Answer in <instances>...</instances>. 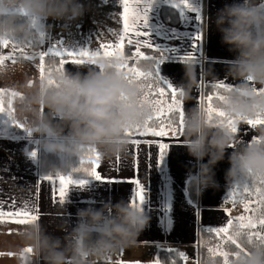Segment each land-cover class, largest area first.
<instances>
[{
    "label": "clouds",
    "instance_id": "1",
    "mask_svg": "<svg viewBox=\"0 0 264 264\" xmlns=\"http://www.w3.org/2000/svg\"><path fill=\"white\" fill-rule=\"evenodd\" d=\"M82 13L79 0H0V40L24 44L35 38L33 19L75 20ZM213 23L221 42L236 53L226 77L239 81L223 94L224 100L217 107L239 120L255 119L257 114L264 117V93L257 95L249 83L264 88V7L259 0H234L217 11ZM207 31L208 17L205 34ZM122 62L101 59L95 70L86 74L53 71L23 91L18 114L21 119L27 114L28 119L22 124L40 140L43 152L61 158L62 166L51 168L52 174H66L72 168L71 161H80L89 147L109 158L124 153L129 145L124 133L143 126L149 118L147 108L138 106L137 87L126 83L118 71ZM182 64L185 82L177 89L180 99L187 101L198 80L195 62ZM150 67L145 66V70ZM50 80L54 83L49 84ZM254 131V140L237 143L236 136L218 122H208L202 106L185 112L183 146L195 161V171H190L186 180L190 194L198 198L216 186L213 169L229 148L234 150L228 157L226 185L264 177V126ZM76 219L63 240L47 235L39 222L27 225L21 237L24 249L30 248L32 255H24L22 249L18 253L23 255L22 264H96L135 245L148 224L139 208L123 201L78 210ZM232 264H264V251L249 249L248 255H240Z\"/></svg>",
    "mask_w": 264,
    "mask_h": 264
},
{
    "label": "crops",
    "instance_id": "2",
    "mask_svg": "<svg viewBox=\"0 0 264 264\" xmlns=\"http://www.w3.org/2000/svg\"><path fill=\"white\" fill-rule=\"evenodd\" d=\"M233 2L234 0H191L192 5L201 11L203 25L196 23L193 14L185 13L182 19L179 11L173 9L166 0H156L148 14V30L154 45L160 48L177 49L175 54H169L161 66L163 78L177 88L185 82L184 67L177 57L188 52H192L195 57L194 67L198 83L191 98L187 101L182 100L185 112L196 106L204 107L203 103H198L203 96L204 84L224 82L234 87L239 83L226 77L227 66L235 59L236 53L230 51L228 46L221 42V35L213 23L217 11ZM259 2L264 3V0ZM79 3L83 7V13L75 20L55 21L49 18L37 21L40 30L45 33L43 48L38 51L47 50L51 44H62L68 49L93 50L96 46L94 41L99 36L94 33V30L101 35L111 34L113 39H117L113 33H119L122 30L119 16L122 6L119 0H79ZM207 17L208 31L205 34L204 24ZM92 23L95 24L93 28ZM79 28L86 34L88 31H93L89 33L92 40L86 41L84 37L80 38L82 41L79 40L76 36ZM66 29L69 33L68 39L65 40L63 35ZM197 31L202 32L203 39L194 51L191 47V37ZM109 43L111 42L107 41L106 45ZM126 45L125 41V48L129 46ZM130 47H133L134 52L135 45ZM141 51L149 56H159L158 52H153L151 49H141ZM132 62L133 60H130L128 63L132 64ZM94 68V65L68 64L71 73L85 72L86 74ZM256 86L259 87V85ZM8 87L9 89L5 92H17L12 87ZM2 118L4 123L1 125L4 126L0 129L4 130H0V198H2L0 204H11L14 201L22 206L28 203L36 209L38 216L36 222L42 225L47 235L63 240L65 235L75 227L78 210L88 207L98 209L104 203L114 205L120 201L130 204L133 185L126 182L127 180L139 179L145 186V203L141 206V211L148 218V224L138 236L135 245L121 250L117 255L98 260L96 264H117L118 261L120 264H155L162 250H180L186 256L194 257L195 264H199L200 232L206 228L222 226L227 219L241 216L242 204L224 203V198L233 186L226 185L225 181V174L229 168L228 157L234 150L232 148L226 150L224 159L213 169L216 186L204 190L198 198H190L186 187L189 172L195 171V161L183 146L184 137L168 135L152 138L169 145L167 155L158 166L157 145H152L151 148L148 145H141L143 151L138 154L132 151L133 146L128 145L124 153L117 155L120 158L119 163L117 156L109 158L101 155V166L98 171L105 178L115 179L117 182L105 183L86 179L87 183L82 189L70 186L65 203L62 205L58 201V196L55 202L53 200V186L46 181L38 180L40 177L38 175L39 139L26 137L25 133L12 125L6 117ZM241 126L242 131L238 133L236 139L246 144L252 140L254 133L248 130L247 125L241 123L239 127ZM4 127L7 129L5 130ZM33 143H37V148ZM236 147L238 148L239 144ZM32 151L37 153L35 161L27 156ZM203 162H207V157ZM225 209L229 213L227 216ZM29 224L31 223H14L7 217L0 221V264H22L23 255L14 258L13 253L18 254L24 249L21 234ZM62 226L63 230H61ZM24 255L31 256L32 253H24Z\"/></svg>",
    "mask_w": 264,
    "mask_h": 264
},
{
    "label": "snow or ice",
    "instance_id": "3",
    "mask_svg": "<svg viewBox=\"0 0 264 264\" xmlns=\"http://www.w3.org/2000/svg\"><path fill=\"white\" fill-rule=\"evenodd\" d=\"M156 0H119L122 6V11L119 13L122 30L119 33H113L117 37L114 42L107 45L101 43L97 50L83 49H68L62 44H51L47 50L33 51L29 54L26 49L42 45L45 41V33L40 30L37 21H31L35 29V38L24 44H20L15 40H0V68H3L5 61L16 63L17 57L15 53L20 54V58L25 61L38 60V71L40 80H44L46 76H50L53 71L62 72L65 65H95L98 60L120 59L123 62L119 65L120 71L125 82L130 85H135L138 89L137 103L141 108H147L150 113L149 118L144 121L143 126L127 130L124 135L129 138V145L133 146L134 153L143 151L141 145H157L159 148L158 157L156 159L157 166L168 153L169 145L166 142H161L158 139L169 135V131L174 137L183 136V121H184V104L180 99L181 93L169 81L162 77L161 66L165 63L169 54H175V48H160L154 45L149 32L148 14L152 9ZM173 9L179 11L180 17L183 19L185 13L193 14L197 24L203 25V18L199 8L194 7L191 0H166ZM264 7V3H261ZM176 39V37H172ZM203 39L201 31L191 37V47L195 51ZM125 41L127 45H135V51L132 53L138 59L132 63H128V58L124 54ZM9 48L11 51L9 52ZM141 49H151L153 52H158V57L146 55ZM7 53V54H5ZM46 58H58V65L55 68H50L47 65ZM180 62L193 61L195 57L192 52H188L183 56L177 57ZM140 61H152L154 71L145 72L140 67ZM54 81H49L53 84ZM253 91L259 95L264 93V88L257 87L254 82L249 81ZM205 89L211 88L214 91L211 93L205 92L198 103H203L206 118L209 123L214 119L234 136L242 131L239 127L241 123L247 125L249 130H254L258 126H264V117L257 114L255 119L239 120L228 116L218 107L214 106L213 101L223 102V93L232 91L233 87L224 82H214L212 84H204ZM5 95L16 97L17 93H5L0 90V116L6 117L12 125L17 129H21L27 136H31L24 125L14 118V110L12 108V100L8 99L7 107H5ZM23 98L22 96L20 97ZM167 98V99H165ZM254 140V137L252 138ZM241 143V140H237ZM28 158L35 161L37 153L32 151L27 154ZM151 156V152H149ZM119 156L117 162L119 163ZM135 163V157H134ZM101 166V154L92 147L84 150V156L79 162V166L73 169V173L82 174L83 176L91 177L97 181L105 183H115L117 180L105 178L98 171ZM40 182H48L53 186V200L57 199L60 204H64L70 186H75L82 189L87 183L84 179H74L72 174H47L42 175L38 179ZM126 182L133 185V195L130 205L139 208L145 203V186L139 179H130ZM239 198V199H238ZM2 199V198H0ZM224 203L235 205L240 203L243 205L247 215L237 216L227 219L226 223L218 227H210L204 229L205 232L213 234L222 243L215 248H209V253L216 257L223 258V264H232L230 257L238 258L240 255H248L249 249L264 251V177H256L245 180L238 185H233L224 198ZM167 211V206L165 207ZM228 210L225 209L227 216ZM7 217L14 223L28 224L38 220L36 209L28 203L22 206L17 205L14 201L11 204H0V221ZM224 245L234 246L235 251H227ZM248 246V247H246ZM24 253H31L30 248H25ZM171 251V250H170ZM181 260H187L188 257L183 252L177 253ZM117 264H120L118 261ZM155 264H161L157 259ZM173 264H176L173 260Z\"/></svg>",
    "mask_w": 264,
    "mask_h": 264
},
{
    "label": "trees",
    "instance_id": "4",
    "mask_svg": "<svg viewBox=\"0 0 264 264\" xmlns=\"http://www.w3.org/2000/svg\"><path fill=\"white\" fill-rule=\"evenodd\" d=\"M42 48H43L42 45H38L36 47L26 49V51L29 54H31L33 51H38V50H41ZM132 48L133 47L127 46L125 48L124 54L128 58V62L130 60H133L132 63H134L138 58L134 57L132 55V53H133ZM8 51L10 52L11 49L9 48ZM5 54H7V53H5ZM14 55L17 57V59H22V58H20L19 53H15ZM46 60H47V65L50 68L54 69L55 66L58 65V58H46ZM27 62H28V64L31 65V63H38V60H34L33 62H31V61H27ZM139 63H140V67L143 71H145V72L154 71V66H153L152 61H140ZM147 65H150L151 67H150V70L146 71L145 66H147ZM16 66L17 65H13L11 63V61H8V63L6 64V67H3V68H5V69L10 68L11 71H18V70H16ZM33 66L36 67V64ZM35 67H33V68H35ZM3 68H0L1 78H4V76H5ZM35 76H36V79H35L36 82H39L40 81L39 73H37ZM29 83L31 84V86H33L35 84L32 82V80ZM5 86H7L5 83L4 84L0 83V87H5ZM213 91L214 90L211 89L210 87L207 89H205L203 87V95L205 94V92L211 93ZM220 91H221V94H224L222 92V90H220ZM5 93H9V92L7 91ZM8 99H10V97L5 95L4 100H5L6 107H7ZM213 104H214V106L217 107V105L219 103L214 100ZM169 135L173 136L171 134V131H169ZM39 143H40V140H38V145H39ZM79 162H80L79 160L73 159L71 161L72 168L66 174H72L74 179H84V180L93 179L91 177L83 176L82 174L73 173V169H75L79 166ZM61 166H62L61 158H58V157H55V156H52V155H49V154L43 152L38 146V175L39 176L47 175L50 173L52 174V172L50 171L51 168H53V167L60 168ZM189 195H190V198H192V199L195 198V196L191 195L190 192H189ZM93 239H95V236H93ZM221 243L222 242L217 237H215L213 234H210V233L202 230L200 232L199 237H198L199 264H223V258L222 257H219V256L214 257L208 251L209 248H215L218 244H221ZM246 247H248V246H246ZM224 248L227 251H235L234 246L224 245ZM179 252H181V251L180 250H171V251L170 250H168V251L162 250L159 254V260L161 261V264H173V260H175L176 264H182L183 260H181L180 257L177 255V253H179ZM229 259H230V261L234 260L232 257H230Z\"/></svg>",
    "mask_w": 264,
    "mask_h": 264
},
{
    "label": "rangeland",
    "instance_id": "5",
    "mask_svg": "<svg viewBox=\"0 0 264 264\" xmlns=\"http://www.w3.org/2000/svg\"><path fill=\"white\" fill-rule=\"evenodd\" d=\"M91 27L92 28L95 27V24L92 23L91 24ZM92 32L93 31H88V33L86 34L84 30H82V29L79 28L76 36H78V39L79 40H81L80 38L83 39V37H84L86 41H91L92 40V36L90 34ZM68 33H69V31H68V29H66L65 30V34L63 35V38L65 40L68 39ZM94 33L96 35L99 34V36H97L96 39H95V41H94V45H96V46H95V48L93 50H97L99 48V45L101 43H103V44L106 45L107 41L108 42H112L113 40H116V39H113V36L111 34H109V35H106V34L101 35L100 32H97L95 30H94ZM74 39H76L75 36H74ZM16 62L17 63H15V64H13L12 62L11 63L13 65H17L16 66V70H18V71H11L10 68H6V69L3 68L4 69L5 76H4V78H1V75H0V83L1 84H4L5 83L7 86L0 87V90H3L5 92L6 90L9 89L8 85L10 87H12L14 90H17V92H16L17 93V96L16 97H11V100H12V108L14 110V118H16V120H18L19 122L22 121V123H23V122L27 121L28 115L25 114V116L21 119V117L18 114V108L20 106V103L19 102L21 100L20 97L22 96L23 91L25 90V88H31L32 87L31 84L29 83L31 80H32L33 83H37L36 80H35L36 79V76L35 75L37 73H39V71H38V63H31V65H30V64H28L27 61H25L23 59H17ZM7 63H8V61H5L4 67H6V64ZM35 64H36V67L33 66ZM33 67H35V68H33ZM65 70H67L68 72L71 73V71L68 69V64L65 65ZM94 70H95V68H94ZM78 71H84V70H78ZM82 74H85V72H82ZM2 117L3 116L0 117V125L4 123V118H2ZM3 126L1 125L0 128H2ZM8 126L9 125H7V127ZM4 128H5V130L7 129L6 127H4ZM241 129H242V126H241ZM0 130H4V129H0ZM252 133H254V136H255V131L254 130H252ZM24 135L26 137H28V138H32L33 137V136H30V137L27 136L26 133ZM28 143H31V141H28ZM33 144L35 145V148H37V143H33ZM240 207H243V205L240 206ZM245 214L247 215V213H245L244 212V209H243L240 212V215H245ZM7 255H11V254H7ZM13 255H14V258H16V257L19 256L18 254H14V253H13ZM191 255L193 256V253H191ZM187 257H188L187 260H183V264H195L194 257H191L189 255H187ZM22 258H23V256H22Z\"/></svg>",
    "mask_w": 264,
    "mask_h": 264
}]
</instances>
